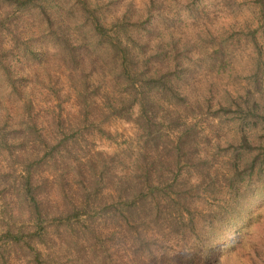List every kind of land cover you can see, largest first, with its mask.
<instances>
[{
    "label": "trees",
    "instance_id": "trees-1",
    "mask_svg": "<svg viewBox=\"0 0 264 264\" xmlns=\"http://www.w3.org/2000/svg\"><path fill=\"white\" fill-rule=\"evenodd\" d=\"M263 193L264 0H0V264H264Z\"/></svg>",
    "mask_w": 264,
    "mask_h": 264
},
{
    "label": "rangeland",
    "instance_id": "rangeland-1",
    "mask_svg": "<svg viewBox=\"0 0 264 264\" xmlns=\"http://www.w3.org/2000/svg\"><path fill=\"white\" fill-rule=\"evenodd\" d=\"M220 18V19H219ZM217 19V24H221L222 21L224 20H228V19H224L221 18V16ZM216 26V25H215ZM242 62H233V66L230 69V72L228 73H232V75H236L235 73H239L238 68L241 66ZM243 69V68H242ZM241 69V71H242ZM242 73H244L242 71ZM226 75V73L224 74ZM234 75L232 77H234ZM216 78H218V76H215ZM225 78V77H223ZM230 79V78H229ZM102 128L103 130H105L109 136H96L93 141L92 144L94 146L95 149H99V150H104L106 152H111L115 149H118L120 147H123L126 145V143H129L132 140V133L134 131V127L133 125L129 124V123H125L122 122L120 120H115L112 119L106 123L102 124ZM2 195V194H0ZM5 199H8V197H4ZM256 204H259V206H257V219H256V223L254 222V220H251L253 223V226H249V228L244 229V230H240L237 231L236 229H232L231 231L233 233H228L227 236L225 237V243L220 242V246L221 248H219V253L220 254H224V255H228L229 257L231 256V254H229L228 252H232V250L234 249L235 253L237 254H242L244 258H248L249 260H251L249 263L254 262L257 263L255 260V258L252 256V252L249 251V249L247 248L248 246H252L254 247V249L257 251L258 256L260 257L261 260H264V193L263 196L260 199L256 200ZM2 201L0 199V216L1 214H3V206H2ZM259 207V208H258ZM256 208V207H253ZM3 219H0V228L1 226H3ZM252 227H254V229L256 228V230H258L255 234V236H250L249 234L252 231ZM251 229V230H250ZM240 234V236L243 238L240 241V247L239 250H236V246H235V242L234 239L237 236V234ZM223 243V244H222ZM15 253H18V255L20 256L21 254H23L22 249H18L15 247V252H11V255L14 256ZM222 259V258H221ZM223 261V259H222ZM236 261L235 257H232L230 259V262L232 264H234V262ZM13 264H24L21 260H17L16 262H14Z\"/></svg>",
    "mask_w": 264,
    "mask_h": 264
}]
</instances>
